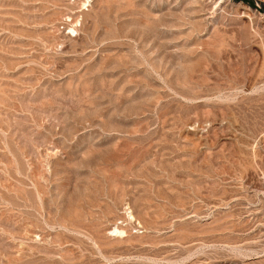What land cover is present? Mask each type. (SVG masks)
I'll list each match as a JSON object with an SVG mask.
<instances>
[{
  "label": "rangeland",
  "instance_id": "obj_1",
  "mask_svg": "<svg viewBox=\"0 0 264 264\" xmlns=\"http://www.w3.org/2000/svg\"><path fill=\"white\" fill-rule=\"evenodd\" d=\"M0 0V264H264V0Z\"/></svg>",
  "mask_w": 264,
  "mask_h": 264
},
{
  "label": "trees",
  "instance_id": "obj_2",
  "mask_svg": "<svg viewBox=\"0 0 264 264\" xmlns=\"http://www.w3.org/2000/svg\"><path fill=\"white\" fill-rule=\"evenodd\" d=\"M237 1H241V2H243L244 4H247V5H251V6H252L250 0H237ZM263 11H264V10H263Z\"/></svg>",
  "mask_w": 264,
  "mask_h": 264
}]
</instances>
